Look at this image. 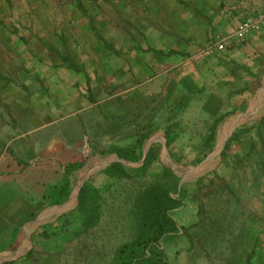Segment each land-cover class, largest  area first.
I'll return each instance as SVG.
<instances>
[{"label":"rangeland","instance_id":"374dc122","mask_svg":"<svg viewBox=\"0 0 264 264\" xmlns=\"http://www.w3.org/2000/svg\"><path fill=\"white\" fill-rule=\"evenodd\" d=\"M88 1L0 0V168L9 178L6 186L0 185V205L3 218L16 211L13 229L15 219L19 226L17 240L0 250V264H114L119 249L137 238L142 228L138 217L143 218V225L147 222L140 197L153 184H161L181 201L170 211L179 231L165 237L158 247L164 264H259L253 251L264 254V177H258L255 168H261L264 152L260 125L264 83L251 104L233 106L242 113L234 112L218 125L211 151L201 147L209 127L219 111L230 112L233 107L219 104L217 98L208 102L197 98L188 113L181 110L177 116L180 136L173 151L161 145L164 131H158L160 150L146 173L130 170L128 177H107L105 169L120 160L116 153L101 148L107 139L103 134L88 130L89 110L97 107L88 104L90 82L113 73L114 89H121L123 79L129 78V67L132 83L148 86L159 72L163 79L164 75L177 78L185 70L170 68L185 59L186 53L206 56L220 32L211 22L209 28L204 26L205 33L201 31L208 36L200 44L187 42V48L172 36L177 29L168 17L175 9L168 7L173 2L165 3L167 8L162 5L159 10L161 24L155 26L163 32L156 41L163 48L162 55L155 61L150 54L145 57L156 63V71L146 67L138 74L134 57L121 55L122 50L137 45V40L125 35L129 32L135 38L136 25L128 26L121 8H94ZM213 11L219 17L227 13L222 3ZM144 28L153 34L152 24ZM194 29L188 32L200 34ZM142 45L150 53L147 48H152L153 41L145 38ZM110 47L119 56L107 61L99 52ZM168 47L171 51L165 52ZM61 50L65 59L80 65L81 74L67 69L61 73ZM197 60L187 71L201 65ZM40 65L50 72L42 71L45 67ZM162 100L155 98L151 107H159ZM125 117L111 126H124L131 114ZM235 126L252 130L240 142H232L226 153ZM78 161L84 165L71 174L70 192L61 200L65 167ZM128 162L122 163L128 168L142 165ZM88 185L94 188L93 196L80 210V193Z\"/></svg>","mask_w":264,"mask_h":264},{"label":"crops","instance_id":"0c3cea01","mask_svg":"<svg viewBox=\"0 0 264 264\" xmlns=\"http://www.w3.org/2000/svg\"><path fill=\"white\" fill-rule=\"evenodd\" d=\"M88 2L94 8L106 7L110 10L121 8L122 15L128 19V26L130 24L132 26L136 25L138 31L135 38L132 35L130 36L129 32H125L128 40L132 37V41H138L135 46L136 48L122 50L121 55L134 57L132 64L133 68L138 66V71L136 70L138 74H142L146 70V67L152 70L153 73L156 71V63L154 61L156 58L161 57L163 49L159 42L156 46V41L161 40L163 32L161 27L156 28L155 26H160L161 24L162 14L159 10L165 3L168 5L169 2H173V6L169 5L168 7L175 9V12L168 17V23L176 26L177 29L175 33L172 32V36L174 39L182 40L185 44L187 42L188 44H200L204 40V35L208 36V34H201L202 32L205 33L203 28L204 26L205 28H209L211 22L216 26V31L222 34H229L235 30L244 17L241 9L234 10L232 8L234 0H216L214 2H210V0H89ZM246 2L251 7L253 13H258L264 9V0H246ZM221 3L224 6V11L232 14L231 20L225 18V13L222 17L213 13L214 7ZM166 5L162 8H167ZM151 24L153 25V34L145 33L144 25L150 26ZM181 27L184 28L181 29ZM194 28L196 30L199 29L200 34L188 32V30H193ZM145 38L153 41L152 48H147L150 53H145L144 47H142V41ZM215 39L216 37L212 39L206 56L201 58L199 54L187 55L186 53L185 59L170 68L171 70L177 69V71L182 70V68L185 70L186 74L180 75L177 78L169 77L170 79H166L167 76L164 75L163 79L161 72H159L154 77L153 83H150L148 86H146L147 84L143 85L141 82L132 83L130 81L132 80V76L129 67V71L127 70V74H130L129 78L123 79L121 89L118 86L117 89H114V85L116 84L113 83V77H115L113 73L109 74L110 76H107V78L99 79L94 84L91 81V93L88 95V104H97V107L89 110L91 115H88L90 120L87 119L89 121L87 126L89 127L88 130L98 131V134H103L107 139L109 138L108 140L106 139L105 144H101V148L111 152V149L116 146H131L140 138V134H146L153 129L143 145L142 159L139 163H144L151 150L156 152L160 150L158 148L160 145L157 141L159 139L156 138L158 131H164L165 141H162L161 145H165L173 151V146L176 142L172 146H168L166 138L167 127L170 126L171 129L175 128L174 130L176 131L179 130L176 128L178 115L173 117L171 107L181 95L190 98L187 106L182 109L184 113H188L191 110L197 98H201V100L206 99L207 102L208 99L214 100L217 98L219 104L232 107L251 104L252 100L259 96L257 89L264 83V29L260 32L252 33L245 43L228 41L216 44ZM185 46L188 48L189 45L186 44ZM170 49L172 48L168 47L164 51L169 52ZM172 52H177V50H173ZM116 53L118 51L112 47L106 50V52H99L100 56L102 55V58L107 61L113 60L114 56H119V53ZM148 54L153 56V64L150 61L151 59L145 60ZM66 57L67 55L61 50V73L67 69L74 74H81L83 70L80 68V65L69 62V59H65ZM129 60L130 58H128ZM196 60L201 61V65L194 68L191 72L187 71L194 66ZM41 67H45V65H40ZM76 67L80 68L79 71L75 69ZM49 69L46 66L42 71L50 72ZM162 86H164L163 95L161 93ZM144 87L145 90L143 89ZM194 87L196 93L193 94ZM157 97L163 98V102L159 107L153 108L151 104ZM117 104L121 105V107H117ZM204 104L205 101H203L202 107ZM206 105L205 109H202L203 113H205L209 104L207 103ZM227 111H219L216 118L225 114L224 120L234 112L240 111L242 113V110H238L235 107L230 112ZM126 113H130L131 117L125 120L126 124L124 126L118 128L111 126V124H114V121L126 118ZM91 118L95 120L92 121ZM95 123L97 124L95 125ZM170 124L175 125V127H171ZM236 131L235 126L232 129V133ZM111 154H115V152H111ZM4 176L0 168V185L6 186L5 182H8L9 178L5 176V180H3ZM1 207L2 205H0V250L11 246L17 240L19 233L16 219V228L13 229V218L16 216V211L13 214H11V211L9 215L3 218Z\"/></svg>","mask_w":264,"mask_h":264},{"label":"trees","instance_id":"16d2710c","mask_svg":"<svg viewBox=\"0 0 264 264\" xmlns=\"http://www.w3.org/2000/svg\"><path fill=\"white\" fill-rule=\"evenodd\" d=\"M192 93H196L195 87ZM189 99V97L181 95L178 100H175L174 105L171 107V109L173 110V117L178 115L179 112L187 106ZM225 116V114H222L215 118L213 124L209 127L208 135L202 142V150L207 152L211 151L216 140L218 125L222 122ZM260 125L264 127V118L262 119ZM172 126L175 127V125H171V127ZM174 129H171L170 126L167 127L166 138L169 147L177 142L180 136L179 131H176ZM251 130L252 127L249 126L238 128L237 131L233 134L232 138L228 141L225 152L228 153L232 142H240L242 140V137L250 133ZM151 131H153V129ZM151 131L147 132L146 134H140V138L135 141L133 145L116 146L111 149V152H115L122 159L131 162H139L142 159L143 145L146 139L149 137ZM261 139L263 145L264 136L261 137ZM251 147L256 148V145L252 144ZM261 153L262 155L260 154L259 161L261 164V168H255L258 177H264V152L261 151ZM156 159L157 152L151 150L147 155L144 163L140 167L128 168L121 161H116L110 164L105 169L104 174L107 175V177H114L115 175H117L120 178L130 176V170H132L134 173L143 174L148 171L147 168ZM83 165V161L74 163L71 162L66 165L63 176L65 178V181H63V183L61 184V200L66 199L70 192L71 174L74 171L80 169ZM262 181V188L264 192V179H262ZM88 186L85 187L88 188L87 191L83 190L80 193V210H84V208H86L89 198L93 196L91 192L94 190V188L92 187V185ZM143 193L144 194H142V196L140 197V203L142 204L143 213H145V219L147 222L143 225V218H141V216L138 217L142 228L140 229L137 238L132 241L126 242L119 249L114 264H164V255L160 250H158V247L165 237L179 231L178 223L171 216L170 211L181 205V201L178 198L170 195V190L163 189L161 184H153L152 186L146 188ZM262 200L264 201V198ZM253 252L254 254L258 255V263L264 264V254H259V251L256 249Z\"/></svg>","mask_w":264,"mask_h":264},{"label":"built area","instance_id":"2783aa9c","mask_svg":"<svg viewBox=\"0 0 264 264\" xmlns=\"http://www.w3.org/2000/svg\"><path fill=\"white\" fill-rule=\"evenodd\" d=\"M232 8L234 10L241 9L244 17L235 30L229 34H217L215 39L216 44L228 41L245 43L252 33L260 32L264 29V9L258 13H253L246 0H234ZM226 17L230 19L232 14L227 12Z\"/></svg>","mask_w":264,"mask_h":264},{"label":"water","instance_id":"95a60500","mask_svg":"<svg viewBox=\"0 0 264 264\" xmlns=\"http://www.w3.org/2000/svg\"><path fill=\"white\" fill-rule=\"evenodd\" d=\"M232 132V131H231ZM230 133L228 134V137H229ZM118 160H120L121 162H124V163H129L128 161H125L124 159L120 158L119 156H117Z\"/></svg>","mask_w":264,"mask_h":264},{"label":"bare ground","instance_id":"6f19581e","mask_svg":"<svg viewBox=\"0 0 264 264\" xmlns=\"http://www.w3.org/2000/svg\"><path fill=\"white\" fill-rule=\"evenodd\" d=\"M224 131V130H223ZM223 133V132H222ZM72 203V202H71ZM68 205H69V203H68Z\"/></svg>","mask_w":264,"mask_h":264}]
</instances>
